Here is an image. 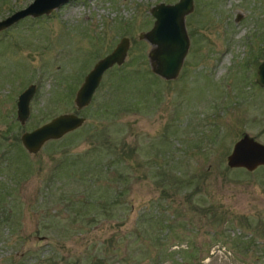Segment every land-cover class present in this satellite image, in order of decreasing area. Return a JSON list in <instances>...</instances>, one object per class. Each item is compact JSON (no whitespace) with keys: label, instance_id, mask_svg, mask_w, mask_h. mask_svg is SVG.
Segmentation results:
<instances>
[{"label":"rangeland","instance_id":"rangeland-1","mask_svg":"<svg viewBox=\"0 0 264 264\" xmlns=\"http://www.w3.org/2000/svg\"><path fill=\"white\" fill-rule=\"evenodd\" d=\"M30 1L0 0V18ZM159 1L175 0H69L0 30V264H264V165L225 163L242 132L264 143V0H193L171 79L138 37ZM122 35L124 60L76 109L83 75ZM68 111L81 125L24 149L22 131ZM143 216L170 228L143 231Z\"/></svg>","mask_w":264,"mask_h":264},{"label":"water","instance_id":"water-1","mask_svg":"<svg viewBox=\"0 0 264 264\" xmlns=\"http://www.w3.org/2000/svg\"><path fill=\"white\" fill-rule=\"evenodd\" d=\"M67 1L69 0H31L25 6L1 17L0 30L25 16L47 14ZM192 6L193 0L154 3L149 8V12L154 17L151 26L138 33L139 38L145 39L150 44L146 53L150 70L161 78H174L179 71L189 43L184 15L192 10ZM128 46V37L122 35L110 51L93 62L75 90L73 103L76 109L89 103L102 73L112 65L122 63ZM255 81L264 87V58L256 65ZM34 88V84L29 83L16 97V117L20 122L28 114V101ZM83 120L84 117L75 112H61L30 130L22 131L19 140L27 152L35 153L44 141L61 137L81 125ZM225 163L229 168L241 167L249 171L264 165V143L253 135L242 132L233 141L225 156Z\"/></svg>","mask_w":264,"mask_h":264},{"label":"trees","instance_id":"trees-1","mask_svg":"<svg viewBox=\"0 0 264 264\" xmlns=\"http://www.w3.org/2000/svg\"><path fill=\"white\" fill-rule=\"evenodd\" d=\"M71 160V159H70ZM69 160V161H70ZM65 163V162H64ZM87 201V200H86ZM76 202H78V197H75V199H73L72 201H70V203L71 204H74V203H76ZM73 211V214H77L78 212H77V208H75V209H73L72 210ZM154 220H155V222H154ZM139 223H140V226H142V230L144 231V230H147L148 229V227H149V225H152L153 223H154V228L155 229H159V225H161L162 223L161 222H159L158 220H156V218L155 219H153V218H151V217H149V216H147V217H141V219H139V221H138ZM152 223V224H151ZM163 225V224H162ZM165 225V228L166 229H169L170 228V226L168 225V224H164ZM163 225V226H164ZM136 238V237H135ZM153 240V239H152ZM236 241H239L238 239H235V240H233L232 241V243H234L235 242V244L236 245H238V243L236 242ZM163 243V238L162 237H156V238H154V240H153V242H149V245L150 246H160L161 244ZM147 245H148V242H147ZM174 253V251H171V250H166L165 248L163 249V250H160L157 254H155L154 256H151L150 257V259L151 260H161V259H164L165 257H171L172 256V254ZM183 253L186 255V256H190L191 255V252L190 251H185V250H183ZM194 255V254H193Z\"/></svg>","mask_w":264,"mask_h":264},{"label":"flooded vegetation","instance_id":"flooded-vegetation-1","mask_svg":"<svg viewBox=\"0 0 264 264\" xmlns=\"http://www.w3.org/2000/svg\"><path fill=\"white\" fill-rule=\"evenodd\" d=\"M239 16H237V18H238Z\"/></svg>","mask_w":264,"mask_h":264}]
</instances>
